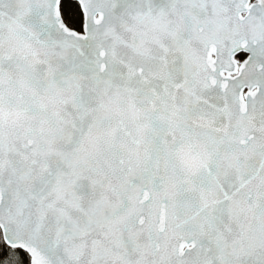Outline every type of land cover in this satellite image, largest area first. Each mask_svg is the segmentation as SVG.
I'll return each mask as SVG.
<instances>
[{
    "label": "snow or ice",
    "instance_id": "obj_1",
    "mask_svg": "<svg viewBox=\"0 0 264 264\" xmlns=\"http://www.w3.org/2000/svg\"><path fill=\"white\" fill-rule=\"evenodd\" d=\"M0 264H264V0H0Z\"/></svg>",
    "mask_w": 264,
    "mask_h": 264
}]
</instances>
